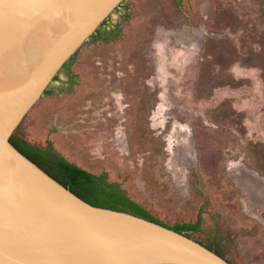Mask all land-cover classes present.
Wrapping results in <instances>:
<instances>
[{
	"label": "rangeland",
	"instance_id": "obj_1",
	"mask_svg": "<svg viewBox=\"0 0 264 264\" xmlns=\"http://www.w3.org/2000/svg\"><path fill=\"white\" fill-rule=\"evenodd\" d=\"M17 137L264 264V0H131Z\"/></svg>",
	"mask_w": 264,
	"mask_h": 264
},
{
	"label": "water",
	"instance_id": "obj_2",
	"mask_svg": "<svg viewBox=\"0 0 264 264\" xmlns=\"http://www.w3.org/2000/svg\"><path fill=\"white\" fill-rule=\"evenodd\" d=\"M130 1L0 0V264H229L167 226L85 202L9 141Z\"/></svg>",
	"mask_w": 264,
	"mask_h": 264
},
{
	"label": "trees",
	"instance_id": "obj_3",
	"mask_svg": "<svg viewBox=\"0 0 264 264\" xmlns=\"http://www.w3.org/2000/svg\"><path fill=\"white\" fill-rule=\"evenodd\" d=\"M107 19L104 20V22L89 37V40H95L101 36V34L103 33L101 31V27L106 23ZM115 32L116 31H106L105 34H108V36H114V34H116ZM76 55L77 52L62 66L61 69H63V67L67 63H70L72 60H74ZM56 79L57 75L53 78L52 82ZM49 93L51 92L47 87L43 95ZM24 119L22 120V122L24 121ZM20 124L11 135L9 139L10 143L15 146V148L18 149L29 160L39 166L43 171H45L59 183L67 187L82 200L95 207L127 212L149 221L161 224L163 226H167L150 215L140 205L132 201L118 184L108 182L106 179V174L103 173L100 175H94L83 170L82 168L69 162L58 152H56L50 142H47L45 146H39L33 145L21 138H18L17 133L19 132ZM201 223L202 218L199 214L196 221L193 223L177 224L169 228L189 237L187 235V232H199ZM202 246L206 247L207 249L221 257V254L213 248L208 247L204 244Z\"/></svg>",
	"mask_w": 264,
	"mask_h": 264
},
{
	"label": "flooded vegetation",
	"instance_id": "obj_4",
	"mask_svg": "<svg viewBox=\"0 0 264 264\" xmlns=\"http://www.w3.org/2000/svg\"><path fill=\"white\" fill-rule=\"evenodd\" d=\"M107 22V21H106ZM107 31H109V30H107Z\"/></svg>",
	"mask_w": 264,
	"mask_h": 264
}]
</instances>
